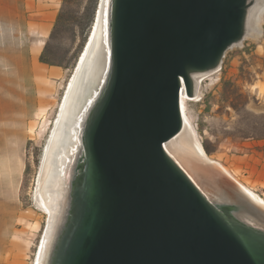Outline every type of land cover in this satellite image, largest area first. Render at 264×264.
<instances>
[{
  "label": "water",
  "instance_id": "1",
  "mask_svg": "<svg viewBox=\"0 0 264 264\" xmlns=\"http://www.w3.org/2000/svg\"><path fill=\"white\" fill-rule=\"evenodd\" d=\"M246 5L113 1L112 77L86 129L85 187L59 264H264V241L233 232L163 150L182 126L181 82L191 94L189 72L220 63Z\"/></svg>",
  "mask_w": 264,
  "mask_h": 264
},
{
  "label": "rangeland",
  "instance_id": "2",
  "mask_svg": "<svg viewBox=\"0 0 264 264\" xmlns=\"http://www.w3.org/2000/svg\"><path fill=\"white\" fill-rule=\"evenodd\" d=\"M94 2L0 0V264H33L37 256L46 222L33 200L37 168ZM259 31L227 51L184 111L197 139L213 151L208 156L264 197V12ZM46 45L47 58L62 66L40 62Z\"/></svg>",
  "mask_w": 264,
  "mask_h": 264
},
{
  "label": "bare ground",
  "instance_id": "3",
  "mask_svg": "<svg viewBox=\"0 0 264 264\" xmlns=\"http://www.w3.org/2000/svg\"><path fill=\"white\" fill-rule=\"evenodd\" d=\"M113 1H98L94 25L83 46L86 47H82L59 111L47 130L33 191V200L46 222L33 264H59L63 238L68 240L76 225L88 161L86 129L112 77ZM263 12L264 0H247L242 36L228 47L224 58L228 50L241 45L246 38L259 36ZM224 58L214 68L189 72L191 94L181 82L182 126L163 143V150L233 232L243 240L264 241V197L249 190L206 154L184 111V102L199 99L202 81L221 69Z\"/></svg>",
  "mask_w": 264,
  "mask_h": 264
},
{
  "label": "trees",
  "instance_id": "4",
  "mask_svg": "<svg viewBox=\"0 0 264 264\" xmlns=\"http://www.w3.org/2000/svg\"><path fill=\"white\" fill-rule=\"evenodd\" d=\"M97 1L98 0H95L94 2V6H93V10L91 13H88V22H90V26L93 27V23H94V20H93V16H94V13L96 12L95 9L96 8V5H97ZM62 18H63V11H61L57 17H56V21H55V24H54V28H53V31L51 33V37L53 36V34L57 31V29L60 27L61 25V21H62ZM93 20V22H92ZM92 23V25H91ZM92 29V28H91ZM89 35V34H88ZM85 43V41H84ZM83 43V45H84ZM82 50V49H81ZM80 55V54H79ZM39 60L41 63L43 64H46V65H50V66H62L63 64H61V62H55L53 60H50L47 58V45L45 46V48L43 49L40 57H39ZM78 60V59H77ZM77 62V61H76ZM64 66H69V64H64ZM202 144V143H201ZM205 152L207 155H210L213 151L209 148V146L207 144H202Z\"/></svg>",
  "mask_w": 264,
  "mask_h": 264
},
{
  "label": "crops",
  "instance_id": "5",
  "mask_svg": "<svg viewBox=\"0 0 264 264\" xmlns=\"http://www.w3.org/2000/svg\"><path fill=\"white\" fill-rule=\"evenodd\" d=\"M46 17V16H45Z\"/></svg>",
  "mask_w": 264,
  "mask_h": 264
}]
</instances>
